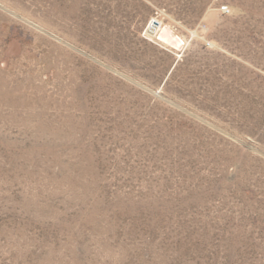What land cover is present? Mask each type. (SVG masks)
Instances as JSON below:
<instances>
[{"label":"rangeland","instance_id":"1","mask_svg":"<svg viewBox=\"0 0 264 264\" xmlns=\"http://www.w3.org/2000/svg\"><path fill=\"white\" fill-rule=\"evenodd\" d=\"M0 264H264V0H0Z\"/></svg>","mask_w":264,"mask_h":264},{"label":"bare ground","instance_id":"2","mask_svg":"<svg viewBox=\"0 0 264 264\" xmlns=\"http://www.w3.org/2000/svg\"><path fill=\"white\" fill-rule=\"evenodd\" d=\"M153 26H154V25H153ZM153 26H151V29H152ZM154 27H155V26H154Z\"/></svg>","mask_w":264,"mask_h":264}]
</instances>
